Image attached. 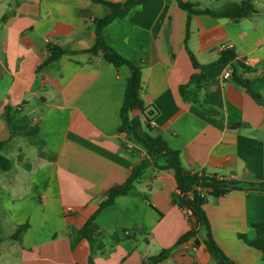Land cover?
<instances>
[{
    "label": "crops",
    "instance_id": "0c3cea01",
    "mask_svg": "<svg viewBox=\"0 0 264 264\" xmlns=\"http://www.w3.org/2000/svg\"><path fill=\"white\" fill-rule=\"evenodd\" d=\"M180 1L194 12L178 0H139L102 31L142 70L145 112H132L131 124L179 151L187 172L264 183V0ZM244 1L257 14L233 21L201 13ZM110 12L93 0H0V231L8 227L0 259L219 264L203 243L177 245L196 225L175 202L172 170L149 165L127 194L99 212L109 191L125 186L146 158L145 148L120 132L129 67L92 52L95 21ZM49 45L64 55L44 66ZM223 45L233 46L237 68L221 61ZM190 54L202 68H194ZM204 209L229 258L264 264L263 253L248 244L257 237L253 224L264 222V193L234 191L210 198ZM96 213L89 240L81 230Z\"/></svg>",
    "mask_w": 264,
    "mask_h": 264
},
{
    "label": "trees",
    "instance_id": "16d2710c",
    "mask_svg": "<svg viewBox=\"0 0 264 264\" xmlns=\"http://www.w3.org/2000/svg\"><path fill=\"white\" fill-rule=\"evenodd\" d=\"M93 1L108 6L111 12L109 15L95 21L94 28L97 38L96 45L92 49V52H102L105 61L114 65L116 68L126 65L131 71V75L127 80L124 101L121 108L120 132L127 134L132 140L137 141L146 150V158L133 169L132 175L127 184L125 186L111 189L109 191L108 199L101 205L99 212L103 208L112 204L116 197L127 194L129 186L132 185L142 171L149 165H153L160 170H172L176 175L179 189L178 195L174 198L175 202L179 207L188 209L192 212L193 217L190 221L191 224L196 225L194 229L190 230L179 239L177 245L194 240L195 245L203 243L210 254L218 260L219 264H236L216 243L204 206L208 203L210 198H219L234 191H255L264 193V183H242L234 180L219 179L215 176L187 172L181 165L179 151L172 150L161 137L145 138L139 130L131 124L130 117L132 112L135 110L145 112L144 102L141 98L142 70L119 55L113 47L109 46L105 38L102 36V31L126 8L132 6L139 0H127L124 4H113L103 0ZM178 3L180 7L189 14L194 12L190 4L183 3L180 0H178ZM201 13L209 14L217 18H227L233 21H239L243 18H248L257 14V10L251 1H244L240 4L229 3L217 11H203ZM189 25L190 15L187 22L188 29ZM47 50L50 53V56L44 62V66L58 60L64 55V52L54 45H49ZM190 57L195 69L202 68L192 54H190ZM221 61L230 62L233 68L238 67L237 57L233 50L225 51L221 57ZM239 83L243 87L249 89L247 82L239 80ZM251 95L257 101L262 102L260 95L253 92H251ZM96 216L97 213L90 218L81 230L82 235L89 240H92V238L88 233V229L93 224ZM25 228L26 226L19 228L13 238L18 239ZM253 228L256 231L257 237L255 240L249 241L248 244L261 251L264 255V222L253 224ZM168 253L169 251L163 252L159 257L154 259V262L164 260Z\"/></svg>",
    "mask_w": 264,
    "mask_h": 264
},
{
    "label": "rangeland",
    "instance_id": "374dc122",
    "mask_svg": "<svg viewBox=\"0 0 264 264\" xmlns=\"http://www.w3.org/2000/svg\"><path fill=\"white\" fill-rule=\"evenodd\" d=\"M211 199H214V198H211ZM7 228L8 227H5L2 231H0L1 237L7 236ZM2 252L3 251L0 249V255L2 254ZM17 260H18V258L15 256L13 258L8 259L7 261H2V259H0V264H13Z\"/></svg>",
    "mask_w": 264,
    "mask_h": 264
},
{
    "label": "built area",
    "instance_id": "2783aa9c",
    "mask_svg": "<svg viewBox=\"0 0 264 264\" xmlns=\"http://www.w3.org/2000/svg\"><path fill=\"white\" fill-rule=\"evenodd\" d=\"M222 48L224 50H230V49H233V46L232 45H223ZM247 66H250L248 63H247ZM231 77V72H228L225 74V78H230ZM106 199H108V197H106ZM187 217L189 218V220L192 219L193 215H192V212L190 210L187 209Z\"/></svg>",
    "mask_w": 264,
    "mask_h": 264
}]
</instances>
